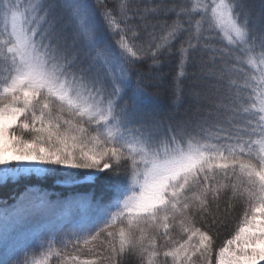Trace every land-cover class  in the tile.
<instances>
[{
    "label": "snow or ice",
    "instance_id": "snow-or-ice-1",
    "mask_svg": "<svg viewBox=\"0 0 264 264\" xmlns=\"http://www.w3.org/2000/svg\"><path fill=\"white\" fill-rule=\"evenodd\" d=\"M23 180L68 195L0 207V264H97L68 253L98 240L106 264H264V0H0V186Z\"/></svg>",
    "mask_w": 264,
    "mask_h": 264
},
{
    "label": "trees",
    "instance_id": "trees-1",
    "mask_svg": "<svg viewBox=\"0 0 264 264\" xmlns=\"http://www.w3.org/2000/svg\"><path fill=\"white\" fill-rule=\"evenodd\" d=\"M248 3L250 6L253 7L255 11H259L260 7V0H248ZM162 72L170 73L168 80H171V75L173 74V66L169 64H165V66L160 69ZM149 92H158L159 98L162 103L167 104L168 103V96L166 89H149ZM181 110H183V106L181 107ZM33 185H39L43 188L48 189L53 193L52 199H55L57 195L64 196L68 195V192L60 185L56 184L55 181H37V180H23L19 183H9L7 185L0 186V207L5 206H11L16 203V201L19 199L20 195L25 191L26 187H31ZM104 184L103 181H97L96 184L92 188H81V191H92L95 193L96 196H100L103 192ZM243 212V207L239 204L235 208V210L232 213V218L228 223V226L226 228H223L220 230L219 239L216 241V247L218 248L221 246L227 239L231 237V235L234 232L235 225L239 220V217L241 216ZM34 218L26 225V230L30 231L35 228V222L39 219ZM46 225V224H45ZM45 225L39 226L35 231L42 232ZM173 236L176 234L173 233ZM43 239H48L47 235L42 236ZM162 242V241H161ZM56 248H60V245L57 243L55 245ZM88 247H93L92 245H89ZM215 250V249H214ZM69 255H78L80 259H95L97 260V264H106V261L102 259V256H106L108 253L104 250L103 245L101 244V241H96L95 246L93 247V251L89 252L88 248H84L83 251H72L68 253ZM40 251H30L28 253L29 259L36 257L39 258ZM98 257H101L100 259H97ZM23 259V257H21ZM49 264H62V261L57 257H52L49 261ZM124 264H137V261L135 258L128 256L124 258ZM195 264H201V261L196 260Z\"/></svg>",
    "mask_w": 264,
    "mask_h": 264
},
{
    "label": "rangeland",
    "instance_id": "rangeland-1",
    "mask_svg": "<svg viewBox=\"0 0 264 264\" xmlns=\"http://www.w3.org/2000/svg\"><path fill=\"white\" fill-rule=\"evenodd\" d=\"M56 217L55 216H53V217H51V219H55ZM47 219L46 218H39L36 222H35V228L34 229H32V230H30V231H35L39 226H41V225H45V224H47Z\"/></svg>",
    "mask_w": 264,
    "mask_h": 264
}]
</instances>
